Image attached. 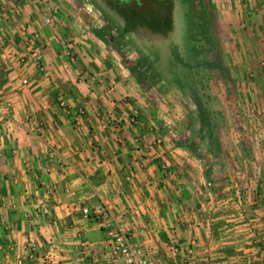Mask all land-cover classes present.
I'll list each match as a JSON object with an SVG mask.
<instances>
[{
  "label": "crops",
  "instance_id": "0c3cea01",
  "mask_svg": "<svg viewBox=\"0 0 264 264\" xmlns=\"http://www.w3.org/2000/svg\"><path fill=\"white\" fill-rule=\"evenodd\" d=\"M245 1L260 6L235 11L241 24L230 36L244 59L237 65L258 67L246 84L258 112L264 0ZM9 2L21 12L0 19V264H112L105 225L83 205L132 222L130 240L159 264H264V139L247 151L237 138L232 152L198 155L163 133L161 121L148 129L158 118L152 92L107 33L98 34L87 2ZM47 6L51 25L41 21ZM21 25L26 36L13 31ZM26 38L43 48L41 66ZM59 93L84 114L67 116L56 105Z\"/></svg>",
  "mask_w": 264,
  "mask_h": 264
},
{
  "label": "rangeland",
  "instance_id": "374dc122",
  "mask_svg": "<svg viewBox=\"0 0 264 264\" xmlns=\"http://www.w3.org/2000/svg\"><path fill=\"white\" fill-rule=\"evenodd\" d=\"M77 1L91 5L95 16L91 23L105 28L111 46L127 61L134 79L143 90H151L156 114L170 121L178 142L187 149L193 145L198 155L232 152L237 138L243 150L254 147L249 128V113L254 109L246 84L253 83L258 67L245 70L246 65H237L244 59L237 54L240 51L234 48L230 32L241 24L235 11L258 9L260 4L249 1L250 6L245 0H72L76 5ZM126 17L132 21L128 25ZM150 17L167 22L165 35L146 24Z\"/></svg>",
  "mask_w": 264,
  "mask_h": 264
},
{
  "label": "built area",
  "instance_id": "2783aa9c",
  "mask_svg": "<svg viewBox=\"0 0 264 264\" xmlns=\"http://www.w3.org/2000/svg\"><path fill=\"white\" fill-rule=\"evenodd\" d=\"M32 2L41 3L43 0H30ZM90 4L87 3L85 5V9L92 13V9L90 8ZM55 10V9H54ZM12 11L13 13L21 12L20 5L11 4L9 0H0V19L1 15L4 12ZM52 8L47 6V9L42 13L41 21L44 25H51L53 23V16L51 14ZM0 25V31H1ZM13 31H17L18 34L22 36L27 35V26L21 25L13 29ZM29 37H36V34L33 33ZM31 39L26 38V46L28 48V55L36 66H41V61L43 59V48L41 46H35L30 44ZM70 53V52H69ZM73 55H69V59L73 60ZM27 79L23 78L22 83H26ZM56 105L61 108L67 116H79L84 114L85 108L82 105L73 106L71 102L66 99L64 94L59 93L57 95ZM248 109V108H247ZM136 110H133V114L130 117V121L132 123L137 122L136 118ZM161 117H163L161 115ZM264 118V110H259L258 112L249 113V125L251 126L252 132V141L254 143H259L261 138V131L264 130V125L262 123V119ZM157 119V118H155ZM158 119H161L158 115ZM160 129L162 132L170 134L175 139H177L174 134V130L169 120H165L162 118ZM157 121L151 119L148 129L154 130L155 123ZM158 127V126H157ZM159 141V138L158 140ZM138 146V145H136ZM80 211L87 216L98 219L103 225H105V246L108 249L110 254V259L112 264H159V262L154 258L149 251L143 248L138 242L130 240V234L133 229L132 222L120 223L110 212L105 209L103 206L95 205V206H87L83 205L80 208ZM12 249V246L10 247ZM18 262L23 263V258L18 257Z\"/></svg>",
  "mask_w": 264,
  "mask_h": 264
},
{
  "label": "trees",
  "instance_id": "16d2710c",
  "mask_svg": "<svg viewBox=\"0 0 264 264\" xmlns=\"http://www.w3.org/2000/svg\"><path fill=\"white\" fill-rule=\"evenodd\" d=\"M126 22H127V25L130 24L132 21L129 17H126ZM146 24L148 26H150V28L154 29L155 31H159L160 33L162 34H166V26H167V22L166 23H161L160 21L157 20V18L155 17H150V19L146 22ZM171 26V25H170ZM170 26L168 27V29H170ZM127 30H130V28H127ZM105 33V28L102 27V30L101 31H98V34L100 36H102L103 34ZM190 148H192L193 150L194 147L193 145H188Z\"/></svg>",
  "mask_w": 264,
  "mask_h": 264
}]
</instances>
